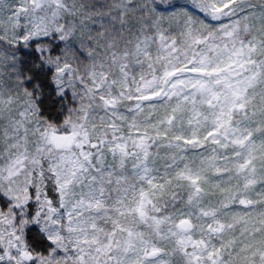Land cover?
<instances>
[{"label":"snow or ice","instance_id":"1","mask_svg":"<svg viewBox=\"0 0 264 264\" xmlns=\"http://www.w3.org/2000/svg\"><path fill=\"white\" fill-rule=\"evenodd\" d=\"M0 264H264V0H0Z\"/></svg>","mask_w":264,"mask_h":264}]
</instances>
